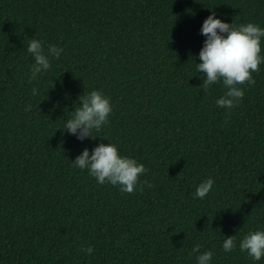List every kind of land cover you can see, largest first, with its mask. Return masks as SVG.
<instances>
[{
  "label": "trees",
  "instance_id": "trees-1",
  "mask_svg": "<svg viewBox=\"0 0 264 264\" xmlns=\"http://www.w3.org/2000/svg\"><path fill=\"white\" fill-rule=\"evenodd\" d=\"M213 11L264 28V0H0V264H197L196 244L210 264H264L239 248L264 231V62L217 106L222 82L205 92L197 71ZM33 38L63 53L30 80ZM93 90L112 112L81 141L65 124ZM101 143L144 164L132 194L73 166Z\"/></svg>",
  "mask_w": 264,
  "mask_h": 264
},
{
  "label": "clouds",
  "instance_id": "clouds-1",
  "mask_svg": "<svg viewBox=\"0 0 264 264\" xmlns=\"http://www.w3.org/2000/svg\"><path fill=\"white\" fill-rule=\"evenodd\" d=\"M201 32L207 39L199 53L202 63L197 64V71L204 74L203 84L199 87L205 92L217 83L223 84L226 90L216 100L219 107L231 110L236 107L245 95L241 86H254L256 81L253 73L260 71V65L264 62L262 55V38L264 28L255 23L236 25L235 22L228 24L216 18L213 11L203 23ZM27 52L33 57L31 65L30 80L36 79L38 74L47 72L51 68L50 58L59 59L63 49L56 45H49L47 52L43 42L39 39H30L27 44ZM38 94V89H32V95ZM72 116L67 119L64 131L77 135L83 141L93 136V130H101L106 125L112 112L110 98L101 91L93 90L84 93L79 97ZM29 105L25 111H30ZM73 166L81 170H87L89 175L94 177L100 185L110 183L118 186L122 193L132 194L137 185L140 184V177L147 169L143 163L129 156H122L114 144L101 143L90 151L85 148L76 157ZM143 185L151 188L153 185L147 180ZM214 180L209 178L202 181L196 188L195 197L203 199L212 190ZM143 190V186H141ZM236 236L226 237L223 242V250L228 253L236 247ZM201 245L196 244L192 252L196 256L197 264H210L213 253L211 251L200 252ZM241 252L255 261L264 257V231H252L243 236L239 242ZM91 255L92 247L81 249Z\"/></svg>",
  "mask_w": 264,
  "mask_h": 264
}]
</instances>
